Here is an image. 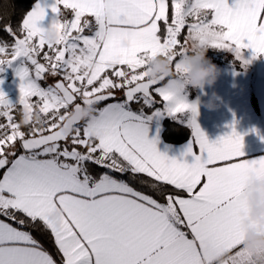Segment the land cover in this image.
Masks as SVG:
<instances>
[{
    "label": "snow or ice",
    "instance_id": "1",
    "mask_svg": "<svg viewBox=\"0 0 264 264\" xmlns=\"http://www.w3.org/2000/svg\"><path fill=\"white\" fill-rule=\"evenodd\" d=\"M62 9L73 18L62 19ZM49 10L55 44L40 25ZM0 31L14 40L0 39V72L21 60L18 102L0 90L8 122L0 124V264H215L205 255L209 240L222 264H252L236 221L240 189L264 176V157L245 158L235 123L208 139L180 72L189 41L231 51L243 67L264 55V0H54ZM156 56L170 57L175 78L149 79ZM46 76L59 79L42 87ZM83 106L92 115L65 135L64 121ZM169 119L192 130L181 159L157 148ZM93 166L104 171L94 175ZM114 173L151 178L139 180L150 191Z\"/></svg>",
    "mask_w": 264,
    "mask_h": 264
},
{
    "label": "crops",
    "instance_id": "2",
    "mask_svg": "<svg viewBox=\"0 0 264 264\" xmlns=\"http://www.w3.org/2000/svg\"><path fill=\"white\" fill-rule=\"evenodd\" d=\"M37 2L47 6L51 5L54 0H36L31 8ZM52 18L53 14L49 10L48 15L40 22V25L47 27ZM72 18L73 14L70 10L62 9V19L70 20ZM206 55L220 69V75L212 87L200 86L192 88L191 94L186 89L188 102L196 103L198 106V124L206 133L208 139L215 141L224 134L230 133L232 131L230 125L235 123L236 131L243 136L244 146L242 151L245 153V158L256 159L264 157V140L261 139V137H264V55L252 60L246 67L241 66L239 60L238 66L233 65L229 61L218 63L212 60L216 56L228 57L229 55H234L231 51L209 47ZM244 56L245 58H250L252 56L251 50H244ZM2 58L9 59L10 57L5 56ZM37 58L40 62H44L42 54L41 57ZM233 58L236 59L235 56ZM20 63L21 60L18 59L12 66H4L5 72H0V80L3 81L0 84V90L7 94L8 99L12 103L18 102L20 95V80L16 75V69ZM57 79L59 77L46 76V79L39 81V83L42 87H47ZM213 92L219 97L215 101L219 106L215 110H209L204 107V102L210 99ZM15 110L21 111L22 107L17 105L14 108ZM190 116L191 113H187L185 120L189 119ZM189 129V138L180 143L167 142L161 134L160 143L157 145L158 150L164 152L169 157L181 159L180 153L183 146L193 139L192 130L191 128ZM253 129L256 131H253ZM2 173L0 178H2ZM254 180H264V176H250L240 189L244 200V206L239 210L236 221L239 232L237 242L240 244L245 242L246 237L252 230H256L260 235H264V226L254 221L251 216L254 204L250 197L256 190L250 185ZM260 203L264 204V198L261 199ZM204 251L209 262L214 261V258L218 256L213 242L210 240L206 242Z\"/></svg>",
    "mask_w": 264,
    "mask_h": 264
},
{
    "label": "clouds",
    "instance_id": "3",
    "mask_svg": "<svg viewBox=\"0 0 264 264\" xmlns=\"http://www.w3.org/2000/svg\"><path fill=\"white\" fill-rule=\"evenodd\" d=\"M42 36L49 44H55L57 42L60 32L57 27H55L54 21L51 20L49 25L44 27ZM207 50V47H200L198 45L189 46L184 67L180 72V76L183 78L186 88H196L200 86L212 87L216 83L220 75V69L207 57ZM4 60L6 61V59ZM147 75L149 79L159 80L161 77L175 78L177 73L170 57L156 56L149 62ZM218 99L219 97L217 94L213 92L210 99L204 102V107L209 110H215L219 106L215 103ZM92 113V106H83L80 108V111L74 109L64 121L66 125V127L62 129L64 134L70 135L73 131V126L89 118ZM250 186L256 190L250 197L254 204L251 213L252 219L261 226H264V204L260 203L261 199L264 198V180H254ZM57 217L58 213L53 212L51 219L56 220ZM242 246L252 261V264H264V235L258 234L256 230L250 231ZM214 262L215 264H222L221 257L216 256Z\"/></svg>",
    "mask_w": 264,
    "mask_h": 264
},
{
    "label": "trees",
    "instance_id": "4",
    "mask_svg": "<svg viewBox=\"0 0 264 264\" xmlns=\"http://www.w3.org/2000/svg\"><path fill=\"white\" fill-rule=\"evenodd\" d=\"M36 0H0V28H2L5 24L10 23L13 27V29L15 30L20 23L22 22L23 17L25 16V14L27 13V11L31 8V6L33 5V3ZM171 15V13H170ZM163 24L161 23V28H162V32H163ZM185 30H182V33L179 37V39L181 40V42H183L184 38H185ZM0 39L5 40L9 45L14 43V40L12 37L10 36H5V34L0 31ZM213 61H216L218 63L224 62V61H229L230 63H232L235 66H238V61L234 58H230V57H221V56H216L212 58ZM187 91L189 94L192 93V88L188 87ZM118 97L121 96L122 94L117 93L116 94ZM159 106V105H158ZM133 109L135 110L138 105H132ZM146 111H148V109H145ZM18 112V111H17ZM15 112V116H16V121L19 123L21 121V114ZM162 123L165 125V128L162 132V137L165 141L167 142H172V143H180L183 142L185 140H187L190 136V129L188 126L178 123V122H174L172 120H164L162 121ZM93 174H99L102 173L104 171V169H101L99 167L93 166ZM3 171V170H2ZM1 171V173H2ZM0 173V175H1ZM113 175H115L117 178L120 179H124L126 181H129L133 187L138 188L139 190H143V191H150V189L147 187V185H141L139 183V180H146L149 183H151V178H148L146 176L140 175L136 180H131V174L130 173H126V174H119V173H114ZM159 198V197H157ZM34 235L37 236L38 239H41V242L43 243L44 247L47 248L50 252L55 251L54 247H53V242L46 238V237H41L38 233L34 232Z\"/></svg>",
    "mask_w": 264,
    "mask_h": 264
},
{
    "label": "built area",
    "instance_id": "5",
    "mask_svg": "<svg viewBox=\"0 0 264 264\" xmlns=\"http://www.w3.org/2000/svg\"><path fill=\"white\" fill-rule=\"evenodd\" d=\"M38 98H32V102L35 104L37 102ZM12 115L15 120L14 111L12 112ZM7 119L4 117H0V124H7ZM24 130L27 131V126H24Z\"/></svg>",
    "mask_w": 264,
    "mask_h": 264
},
{
    "label": "rangeland",
    "instance_id": "6",
    "mask_svg": "<svg viewBox=\"0 0 264 264\" xmlns=\"http://www.w3.org/2000/svg\"><path fill=\"white\" fill-rule=\"evenodd\" d=\"M189 22H191V18H189ZM185 32V37H186V30L184 31ZM184 40H185V38H184ZM183 40V41H184ZM190 44H191V42L189 41V46H190ZM43 55V54H42ZM41 57V56H40ZM228 57H231V58H233L234 57V55H229ZM238 61V60H237ZM239 62V61H238ZM241 63V62H240ZM4 72H5V70H4ZM117 93H119L120 94V92L119 91H117ZM116 93V94H117ZM14 111V110H13ZM15 112H17L16 110L14 111V116H15ZM17 113H20L21 114V117H22V110L21 111H19L18 110V112ZM15 121H16V116H15ZM17 122V121H16ZM24 127V126H23Z\"/></svg>",
    "mask_w": 264,
    "mask_h": 264
},
{
    "label": "water",
    "instance_id": "7",
    "mask_svg": "<svg viewBox=\"0 0 264 264\" xmlns=\"http://www.w3.org/2000/svg\"><path fill=\"white\" fill-rule=\"evenodd\" d=\"M76 111H80V109H79V110H76ZM1 171H2V170H0V173H1Z\"/></svg>",
    "mask_w": 264,
    "mask_h": 264
}]
</instances>
